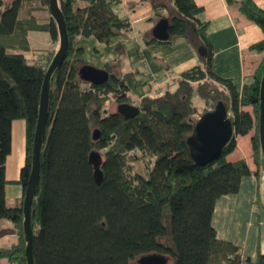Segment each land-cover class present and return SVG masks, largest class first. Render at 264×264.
I'll list each match as a JSON object with an SVG mask.
<instances>
[{"label": "trees", "instance_id": "trees-1", "mask_svg": "<svg viewBox=\"0 0 264 264\" xmlns=\"http://www.w3.org/2000/svg\"><path fill=\"white\" fill-rule=\"evenodd\" d=\"M27 0H0V220L13 224L16 243L0 248V258L27 264L23 232V197L5 203V160L11 149V124L25 122V157L16 181L23 195L31 170V153L46 69L59 46L56 23L40 22ZM121 0H58L68 34L66 57L50 78L48 117L40 152L39 177L31 203L34 264H130L140 255L157 253L168 264H264L243 258L240 247L217 237L212 226L216 201L235 194L242 177L251 172L244 159L228 161L236 136H250L251 157L259 168L264 160L259 143V91L264 73V37L249 50L261 54L249 80L239 90L234 81L212 70L208 22L194 0L149 1L154 15L169 22L167 41L144 36L146 44L171 43L195 35L206 48L201 63L179 74L175 88L159 95L137 96L136 72H116L124 48L117 43L115 64H106L108 80L92 85L79 79L86 64L76 40L93 37L111 50L110 41L130 30L128 19L115 7ZM241 16L262 30L264 10L252 0H226ZM81 3V4H80ZM166 10L167 15L161 14ZM48 33L55 48L47 55L26 57L28 33ZM193 97L206 105L203 113L222 101L233 135L221 154L199 166L186 140L198 117ZM135 98V100L133 99ZM134 105L135 117L125 118L106 105ZM97 130L99 137L92 138ZM98 153L100 180L94 177L90 155ZM141 164L144 173L136 171ZM258 176L259 173L255 172Z\"/></svg>", "mask_w": 264, "mask_h": 264}, {"label": "crops", "instance_id": "crops-1", "mask_svg": "<svg viewBox=\"0 0 264 264\" xmlns=\"http://www.w3.org/2000/svg\"><path fill=\"white\" fill-rule=\"evenodd\" d=\"M264 10V0H252ZM202 7L201 19L208 22L207 37L210 42L212 70L222 77L232 79L240 90L249 80L261 54L249 50L264 35L258 25L244 19L235 4L226 0H194ZM81 4V3H80ZM120 8L124 12L119 13ZM124 19H128L131 28L110 41L111 50L106 53L104 45L93 37L75 41L74 48H82L86 64L102 68L106 64L114 65L117 59L113 51L120 43L124 55L119 66H113L116 72H136L134 92L137 96L159 95L175 88L174 80L179 74L201 63L197 48L200 43L192 26L189 39L178 38L171 43L144 42L145 35H151L150 29L158 22L148 0H121L114 9ZM161 14L167 15L166 10ZM48 34V33H47ZM55 48L50 39L47 52ZM116 65V64H115ZM242 137V138H241ZM244 138V140H243ZM234 151L243 152V157L250 169L248 176L242 177L235 194L220 197L212 214V226L218 238L227 240L240 247L243 258L254 261L257 255H264V200L261 198L260 176L264 169L257 171L251 157L250 136H236ZM25 157V122L14 120L11 124V149L5 160L4 187L5 203L11 200L15 206L24 197L21 186L16 183ZM238 159V160H239ZM255 172L259 175L256 176ZM7 205V204H6ZM17 232L12 223L0 220V248H9L16 243ZM0 264H12L7 258H0Z\"/></svg>", "mask_w": 264, "mask_h": 264}, {"label": "water", "instance_id": "water-1", "mask_svg": "<svg viewBox=\"0 0 264 264\" xmlns=\"http://www.w3.org/2000/svg\"><path fill=\"white\" fill-rule=\"evenodd\" d=\"M48 10L57 26L59 46L46 69L42 83L38 117L31 153V170L22 202L23 232L26 240L25 257L27 264H34L32 255L33 236L30 224L31 203L34 196V189L39 177L40 152L44 129L48 117L50 78L55 69L66 57L69 45L66 25L58 0H48ZM168 27L169 22L167 19L159 20L152 28L151 36L158 41H167L170 37ZM197 54L200 57L205 56L206 48L203 45H200L197 48ZM77 75L80 80L92 85H100L106 82L109 77L106 70L97 68L91 64H84L80 66L77 71ZM138 111L139 110L136 106L127 103L118 104L116 107V112L125 118L135 117ZM233 132L234 129L227 114V107L222 101L217 102L213 110L205 112L199 116L194 124L191 134L186 140L189 148V154L195 164L204 166L214 161L221 154L224 146L230 141ZM98 137V131L94 130L92 138L97 139ZM259 143L264 160V73L261 78L259 91ZM100 160L101 158L98 153H92L90 155V161L96 168L94 177L97 182L100 180V172L97 168ZM136 264H168V258L162 254L149 253L137 257Z\"/></svg>", "mask_w": 264, "mask_h": 264}, {"label": "rangeland", "instance_id": "rangeland-1", "mask_svg": "<svg viewBox=\"0 0 264 264\" xmlns=\"http://www.w3.org/2000/svg\"><path fill=\"white\" fill-rule=\"evenodd\" d=\"M27 1H28L27 6L33 9L34 15L38 18L40 22L46 21L48 19L49 13L47 11V7H43L40 4L39 0H27ZM123 12H124L123 8H120L119 13L121 14ZM153 27L154 26H152V28ZM152 28L150 29V33H151ZM28 42H29L30 50L26 52V57L28 58L39 57L40 54H45L47 52L46 50L48 49L49 35L46 32H42V31H30L28 33ZM133 99L135 100V98ZM193 104L196 106V109H197L196 117H198L201 113L205 111L206 105L204 104L203 101L199 100L197 97H193ZM116 107H117L116 104L112 101H110L106 105V108L108 111H116ZM243 155H244L243 152H239L237 150V151H233L232 153L228 154L226 156V159L228 161H236L239 158H242ZM136 171L143 174L144 173L143 166L141 164H137ZM260 177H261L260 186L262 187V184L264 185V176L261 175ZM261 189L262 191L260 190V195H261V198L264 200L263 188ZM6 204L8 207H11L13 205L11 200H7ZM130 264H136V259L133 260Z\"/></svg>", "mask_w": 264, "mask_h": 264}]
</instances>
